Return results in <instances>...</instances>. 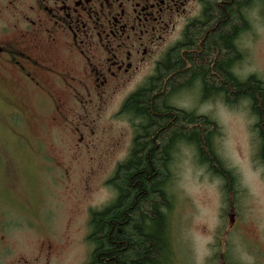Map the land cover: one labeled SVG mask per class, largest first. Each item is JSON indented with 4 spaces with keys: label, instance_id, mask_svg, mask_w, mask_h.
Here are the masks:
<instances>
[{
    "label": "rangeland",
    "instance_id": "rangeland-1",
    "mask_svg": "<svg viewBox=\"0 0 264 264\" xmlns=\"http://www.w3.org/2000/svg\"><path fill=\"white\" fill-rule=\"evenodd\" d=\"M250 19L252 29L239 42L245 60L236 71L241 78L255 76L264 83V20L257 13ZM8 73L0 68V126L9 111L24 112L27 134L44 143L46 156L5 153L6 134L0 129V169L10 173L3 177L0 171V190L8 194L9 203L7 238L15 248L41 253L43 264H87L94 251L88 242L91 212L104 210L116 199L108 183L132 148L131 117L118 113L137 81L112 98L93 96L88 106L75 107L80 114L75 125V119L67 124L60 120L51 96L40 97L47 109L30 111L18 100L22 92L10 90ZM11 93L16 95L12 98ZM81 99L89 101L86 95ZM198 99L197 92L186 93L174 102L218 121L213 148L234 177V192L199 163L193 148L177 147L168 188L174 206L169 230L173 255L167 264H264V167L251 131L253 113L244 103L224 111ZM29 167L44 168L36 186L33 179L32 185L26 181Z\"/></svg>",
    "mask_w": 264,
    "mask_h": 264
},
{
    "label": "flooded vegetation",
    "instance_id": "flooded-vegetation-1",
    "mask_svg": "<svg viewBox=\"0 0 264 264\" xmlns=\"http://www.w3.org/2000/svg\"><path fill=\"white\" fill-rule=\"evenodd\" d=\"M236 8L244 29L235 38L241 51L240 61L231 66L230 73L245 81L248 77L241 78L236 71L245 60L239 42L252 29L251 13H257L264 20V0H0V68L9 72L10 90L22 92L23 97L19 95L18 100L26 102L30 111L34 107L38 114L39 110L47 109L40 97L51 96L60 120L67 124L75 119V125L80 117L75 107L88 106L93 96L118 95L151 68L136 82L118 113L131 117L133 146L141 121L124 113V105L144 88L147 96H152L147 99L151 106L155 105L156 96L161 95L164 106L179 112H193L197 116L195 122L203 115L196 108L190 111L181 108L174 102L176 97L197 92L200 98L197 102H213L224 111L235 107L234 85L220 78L217 55L211 57L210 64V57L203 54L201 45L208 35L198 41L191 35L198 32V27L200 37L204 30L208 33L209 27L213 33L223 27L233 37ZM219 11L226 13L225 27L218 20ZM160 73L163 80L158 82L161 93L157 94L156 84L154 88L150 85ZM15 95L10 94L12 98ZM82 95L89 101H82ZM255 100L264 113V101L258 97ZM240 103L251 110L249 99L237 105ZM17 110L9 111L0 126L6 134L2 147L7 149L5 153L15 151L41 159L46 156L44 143L27 134L26 114ZM252 119L251 131L260 158L264 154V118L253 114ZM210 121L216 127L211 132L214 142L218 121L211 118ZM261 163L264 167L263 160ZM43 169L29 167L25 171L26 181L31 185L35 182L36 186L37 176L44 173ZM1 170L3 177L10 175L6 168ZM7 199L8 194L1 189L0 264H43L41 253H27L10 244L5 233Z\"/></svg>",
    "mask_w": 264,
    "mask_h": 264
},
{
    "label": "trees",
    "instance_id": "trees-1",
    "mask_svg": "<svg viewBox=\"0 0 264 264\" xmlns=\"http://www.w3.org/2000/svg\"><path fill=\"white\" fill-rule=\"evenodd\" d=\"M224 8L227 7L224 5ZM238 12L236 8L233 37L223 27L216 33L209 27L208 33L204 30L200 37L198 27V32L194 31L191 38L198 41L208 35L201 45L203 54L210 57V64L211 57L217 55L220 78L228 79L234 85L236 93L232 103L236 106L239 101L249 99L251 112L263 119L264 113L255 99L264 101V83L255 76L242 81L230 73L231 66L237 64L241 56L235 38L244 29V23ZM218 20L225 27L226 13L219 11ZM183 68H186L185 64ZM163 71L162 65L160 72ZM161 73L150 85L154 88L156 84L157 94L161 93L158 84L163 80ZM147 94L144 88L124 105V113L134 115L141 124L137 126V138L128 159L117 167L108 183L115 191L116 199L104 210L91 212L88 242L94 246V251L87 264H167L171 261L169 230L174 204L168 188L172 179L173 154L180 144L193 148L199 163L225 180L229 193L234 192V177L213 148L211 132L216 127L210 119L202 116L197 123L193 112H179L164 106L161 95L156 96L155 105L151 106L147 100L151 95ZM207 96L205 93L204 97ZM260 158L264 161V154Z\"/></svg>",
    "mask_w": 264,
    "mask_h": 264
},
{
    "label": "water",
    "instance_id": "water-1",
    "mask_svg": "<svg viewBox=\"0 0 264 264\" xmlns=\"http://www.w3.org/2000/svg\"><path fill=\"white\" fill-rule=\"evenodd\" d=\"M230 221H232V223H234V217L230 216Z\"/></svg>",
    "mask_w": 264,
    "mask_h": 264
}]
</instances>
